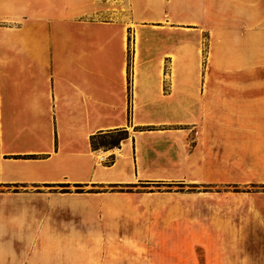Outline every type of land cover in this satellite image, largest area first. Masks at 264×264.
<instances>
[{
  "label": "crops",
  "instance_id": "1",
  "mask_svg": "<svg viewBox=\"0 0 264 264\" xmlns=\"http://www.w3.org/2000/svg\"><path fill=\"white\" fill-rule=\"evenodd\" d=\"M238 187L264 188V0H0V264H155L160 213L170 264H264Z\"/></svg>",
  "mask_w": 264,
  "mask_h": 264
},
{
  "label": "rangeland",
  "instance_id": "2",
  "mask_svg": "<svg viewBox=\"0 0 264 264\" xmlns=\"http://www.w3.org/2000/svg\"><path fill=\"white\" fill-rule=\"evenodd\" d=\"M108 17V15H106ZM122 134L121 133H113L110 134V137L107 138L106 142H113L115 140H118ZM144 186V185H143ZM182 189V188H178ZM219 190H224L226 188H218ZM230 190L234 191H243V190H258V191H264L263 187H257V188H244V187H238V188H231ZM197 191V190H194ZM181 206H189L191 207H198L200 204L205 205L204 201H198V200H192L187 202H182V200H179V203ZM183 215H176L174 217V221H179L180 223L176 226L166 227V222L168 221V215L166 213H160L158 215V222L161 223L159 228L157 230H153V238H158L159 244L155 246H147L145 247L148 249L146 251V254H151L155 256L156 259H158V262L155 264H170L169 262L172 260V258L177 259L179 255L182 254L183 247V237L185 234V231L183 229V223H182V217ZM197 216L196 214H192V217ZM170 221H173V219H170ZM197 237L198 233L200 232L198 229L193 230ZM207 233H210V230L207 231ZM195 253L200 252V250H204V247H196L192 246ZM174 253V254H173ZM170 260V261H167Z\"/></svg>",
  "mask_w": 264,
  "mask_h": 264
},
{
  "label": "trees",
  "instance_id": "3",
  "mask_svg": "<svg viewBox=\"0 0 264 264\" xmlns=\"http://www.w3.org/2000/svg\"><path fill=\"white\" fill-rule=\"evenodd\" d=\"M118 133H121L122 135L120 136V138L118 140H115L113 142H106L107 138L110 137V135L108 136H103L101 138L99 137H94L92 139V143H93V146L95 148L99 147V146H119L121 141L126 138L127 136V133L124 132V131H119Z\"/></svg>",
  "mask_w": 264,
  "mask_h": 264
}]
</instances>
